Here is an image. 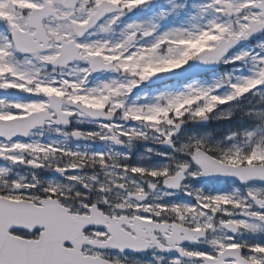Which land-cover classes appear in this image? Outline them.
Returning a JSON list of instances; mask_svg holds the SVG:
<instances>
[{
    "label": "snow or ice",
    "instance_id": "snow-or-ice-1",
    "mask_svg": "<svg viewBox=\"0 0 264 264\" xmlns=\"http://www.w3.org/2000/svg\"><path fill=\"white\" fill-rule=\"evenodd\" d=\"M0 264H264V0H0Z\"/></svg>",
    "mask_w": 264,
    "mask_h": 264
}]
</instances>
